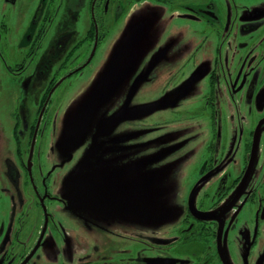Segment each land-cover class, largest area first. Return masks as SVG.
Wrapping results in <instances>:
<instances>
[{"label": "flooded vegetation", "instance_id": "obj_1", "mask_svg": "<svg viewBox=\"0 0 264 264\" xmlns=\"http://www.w3.org/2000/svg\"><path fill=\"white\" fill-rule=\"evenodd\" d=\"M17 1L5 0L10 21L0 22V264H238L237 257L257 254L264 264L258 245L264 227V0ZM148 2L164 9L169 32L182 45L166 58H152L160 60L154 100L143 95L144 105L156 106L159 135L172 138L166 140L170 153L190 138L207 157L179 182V220L134 240L119 217L109 218L119 201L66 205L76 191L68 179L74 173H62L74 160L72 171L81 163L90 174L101 170L100 162L120 165L114 152L125 146L113 145L121 139L117 127L110 136L79 130L87 143L95 138L91 154L90 148L61 147L55 161L49 136L123 11ZM129 103L119 100L116 108L130 109ZM112 113L98 116L93 128ZM130 127L125 120L121 132ZM239 237L247 249L237 256L230 247L237 248Z\"/></svg>", "mask_w": 264, "mask_h": 264}, {"label": "rangeland", "instance_id": "obj_2", "mask_svg": "<svg viewBox=\"0 0 264 264\" xmlns=\"http://www.w3.org/2000/svg\"><path fill=\"white\" fill-rule=\"evenodd\" d=\"M252 1L257 0H249L254 4ZM4 3L5 0H0V22L10 21L9 11L3 8ZM20 4L34 6L36 0H18L17 6ZM153 5L150 2L142 3L123 11V16L111 28L105 43L96 52L95 61L87 69L90 71L78 82L75 89L70 90L65 104H62L57 114L56 129L49 136L51 161L59 158L61 147H65V150H73L78 146L87 150L90 148L87 152L91 154L92 147H95V138L88 137L87 143L85 138L76 134L77 130L86 131V135L91 133L95 129L93 120L98 116L104 117L101 115L111 112L114 115L120 110L116 108L119 100L130 101L131 109L145 106L143 95L154 98V63L159 66L160 60L152 58H166L167 53L181 47L182 39L169 32L170 23L164 9ZM14 12H17V8ZM129 61L131 62L128 64ZM135 66L139 67V71L141 69L140 73L134 71ZM142 78L147 79L144 88L141 87L143 83H140ZM158 114V111L154 110L148 117L142 115L127 120L131 122V127L124 132H121V129L125 120L119 122L120 125L113 132L116 138L121 139L113 145L119 149L125 146V149L114 152L121 155L118 167L100 162L102 168L99 172L90 174L82 171L78 176L72 171L76 161L68 165V169L62 174L74 173L72 188L76 191L71 195L68 193V200L70 197L72 199L66 205L69 206L73 202L79 205L119 201L118 206L111 210L109 218H114L115 209L120 210V219L126 224V236L134 240H146L152 234L156 236L161 233L160 229L177 222L181 211L178 203L183 191L179 182L193 171L197 172L201 166L200 161L207 155L200 145L196 146L197 139L190 138L182 139L179 148L170 153L171 147L167 145L166 140L172 141V138L159 135L160 128L156 121ZM93 176H99L98 181L92 182L94 186L89 182ZM116 181L119 184L114 187ZM102 186L106 191L105 197H102ZM203 188L204 184L200 182L197 186L198 193ZM61 199L66 201L64 196ZM232 199L228 198L229 201ZM225 203L224 206L228 207ZM171 210L172 214L168 213ZM175 211L176 215L173 217ZM167 218L171 220L169 223ZM101 223L107 224L106 221ZM237 226L236 237L241 234V228ZM111 236L108 239H111ZM259 236L257 244L262 248L264 227H260ZM246 245L247 243H242L239 237L235 243L237 248L230 247V252L237 256L246 253ZM75 251L76 248L73 247L69 251L70 255ZM236 260L238 264H261L258 254L251 259L246 258V255L239 256Z\"/></svg>", "mask_w": 264, "mask_h": 264}, {"label": "water", "instance_id": "obj_3", "mask_svg": "<svg viewBox=\"0 0 264 264\" xmlns=\"http://www.w3.org/2000/svg\"><path fill=\"white\" fill-rule=\"evenodd\" d=\"M154 110H157V108L154 104L149 105V106L145 105V106H142L141 108H136V107L131 108V109H123L122 108L118 113H116L115 115H112L109 119L99 121L97 127L95 128V133L98 136L99 135L109 136L111 131L114 130L118 126V124L121 120H131V118H138V117H141L142 115L149 116L152 114V112ZM79 130L80 129H78L76 132V134H78V135H79ZM85 133H86V131H85ZM82 170H83V168H81V163H79V165L76 167L75 174L79 175V173ZM72 177H70L69 179L70 180L74 179ZM172 212H173V210L169 211L168 213L172 214ZM175 215H176V211L173 214V217ZM114 217L120 218V210L115 209ZM166 220L168 223L171 221L168 218ZM122 224H123L124 229H125L126 224L123 221H122Z\"/></svg>", "mask_w": 264, "mask_h": 264}]
</instances>
